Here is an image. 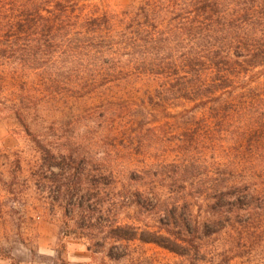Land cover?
I'll return each instance as SVG.
<instances>
[{
	"label": "trees",
	"instance_id": "1",
	"mask_svg": "<svg viewBox=\"0 0 264 264\" xmlns=\"http://www.w3.org/2000/svg\"><path fill=\"white\" fill-rule=\"evenodd\" d=\"M125 87L141 92L137 102L102 101L86 120L109 127L113 142L121 134L142 155L136 168L103 171L73 139L54 145L30 130L52 104L80 106ZM7 119L29 136L49 193L78 214L75 226L99 222L100 190L122 185L137 213H158L161 226L112 222L107 236L197 251L191 205L205 202L209 234L232 214L253 217L251 199H264V0H141L121 12L91 0H0ZM156 145L173 157L151 155Z\"/></svg>",
	"mask_w": 264,
	"mask_h": 264
},
{
	"label": "rangeland",
	"instance_id": "2",
	"mask_svg": "<svg viewBox=\"0 0 264 264\" xmlns=\"http://www.w3.org/2000/svg\"><path fill=\"white\" fill-rule=\"evenodd\" d=\"M91 1L103 9L121 12L129 6H138L141 0ZM111 91L104 94L103 100L88 98L80 106L52 104L41 111V117L30 120V130L54 145L73 139L89 157L102 161L103 171L109 163L115 172L136 168L142 155L135 154L133 147L127 149L121 134L113 142L106 135L109 127L98 128L86 120L87 112L102 101L137 102L141 94L130 92L129 87ZM71 115L77 117L74 124L68 122ZM32 146L20 125L9 119L0 121V264H264V199H251L253 217L240 210L229 220L209 227V234L203 226L208 221L205 202L200 201V208L198 204L191 205L190 217L199 222L201 229L195 234L197 251L190 249L184 255L137 238L114 241L107 236L110 223L157 230L161 226L159 214L137 213L138 207L128 201L127 188L109 185L100 190L105 203L99 222L93 218L88 226H75L78 214L64 211L60 199L49 193L50 172L40 170V158ZM153 153L167 155L169 159L174 155L162 145H156L150 151ZM184 235L193 236L186 232Z\"/></svg>",
	"mask_w": 264,
	"mask_h": 264
}]
</instances>
